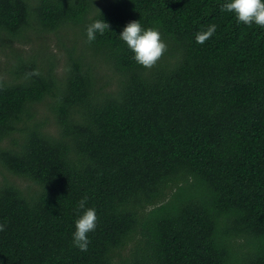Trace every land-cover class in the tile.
I'll return each instance as SVG.
<instances>
[{
	"label": "trees",
	"instance_id": "16d2710c",
	"mask_svg": "<svg viewBox=\"0 0 264 264\" xmlns=\"http://www.w3.org/2000/svg\"><path fill=\"white\" fill-rule=\"evenodd\" d=\"M101 1L0 0L3 43L62 29L69 56L65 77L14 45L0 65V264H264V28L230 0ZM133 20L167 43L151 69L119 37Z\"/></svg>",
	"mask_w": 264,
	"mask_h": 264
},
{
	"label": "clouds",
	"instance_id": "9594fccd",
	"mask_svg": "<svg viewBox=\"0 0 264 264\" xmlns=\"http://www.w3.org/2000/svg\"><path fill=\"white\" fill-rule=\"evenodd\" d=\"M222 10L235 13L238 22L245 25L256 24L264 28V0H230L222 6ZM216 25H210L205 31L196 34V42L204 44L216 32ZM110 29V24L104 19L95 20L86 30L89 43L96 40V34L103 35ZM127 47L134 53L136 63L144 68H153L167 51V43L157 27L145 28L140 21L133 20L126 24L119 35ZM30 75H39L33 71ZM88 197L85 196L79 201L80 209H85ZM98 216L95 208H87L75 221L73 233V245L81 251H87L90 240L88 234L93 232L97 226ZM6 225L0 224V232L5 231Z\"/></svg>",
	"mask_w": 264,
	"mask_h": 264
},
{
	"label": "rangeland",
	"instance_id": "374dc122",
	"mask_svg": "<svg viewBox=\"0 0 264 264\" xmlns=\"http://www.w3.org/2000/svg\"><path fill=\"white\" fill-rule=\"evenodd\" d=\"M104 1L105 0H102L101 3H103ZM61 30L62 29H60L58 32H49L43 34H36L30 32L28 36L30 39H20V40L14 39L11 42L9 41V39H6L4 42L5 44L2 42V40H0V65L5 64L4 58L12 55V51L9 45H14L26 56H36L39 53L41 56L45 57L47 61L54 63V69L59 76L65 77L67 61L69 59L68 51L67 48H64L63 45H61L58 36L54 34V33L61 34ZM67 31L70 33L67 42L70 43V41L75 39V41L78 44V47L80 48L83 47L82 44L83 39L81 37L80 39H78L77 36L75 35V32L79 30H77V28L75 27L64 28L62 33H66ZM88 52L92 53L93 50L89 48ZM101 62L102 63L100 68H102V70L113 71V69L109 67V64H107L108 62H103L102 60ZM46 64L50 66V64H48L47 62ZM38 109H39L40 117L47 119L48 128L53 133H56L57 125L55 122L54 114L52 112V109H50L48 102L41 103ZM0 177H2L1 173H0ZM14 178H16L20 183L25 184V180L23 178L19 176H14Z\"/></svg>",
	"mask_w": 264,
	"mask_h": 264
}]
</instances>
